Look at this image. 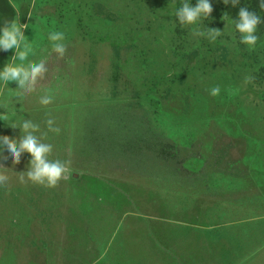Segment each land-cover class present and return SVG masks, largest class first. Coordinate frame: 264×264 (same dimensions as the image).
Listing matches in <instances>:
<instances>
[{"label": "rangeland", "instance_id": "1", "mask_svg": "<svg viewBox=\"0 0 264 264\" xmlns=\"http://www.w3.org/2000/svg\"><path fill=\"white\" fill-rule=\"evenodd\" d=\"M184 2L0 0V29L27 24L28 61L48 68L22 99L16 82L3 89L0 136L53 118L49 159L71 161L55 188L21 184L31 156L13 165L4 149L0 264H264V39L240 43L221 0L181 26ZM14 54L0 50V70Z\"/></svg>", "mask_w": 264, "mask_h": 264}, {"label": "clouds", "instance_id": "2", "mask_svg": "<svg viewBox=\"0 0 264 264\" xmlns=\"http://www.w3.org/2000/svg\"><path fill=\"white\" fill-rule=\"evenodd\" d=\"M223 3L226 5L231 3L235 7L240 3V0H223ZM259 6L264 11V0H260ZM212 11L213 7L209 0H197L195 6H192L186 0L175 11V17L178 18L181 26H194L202 19H208ZM222 19L227 21L228 17L224 14ZM231 23L234 24L236 31L240 34V43L247 45L250 51L254 50L259 39L256 35L257 27L264 23V20L255 12L249 11L246 7H241L238 19L231 20ZM26 28H28L27 24H20L13 20L0 29V50H15V54L11 57V62L0 70V94L3 93L4 88H8L9 82H16L17 88L15 90L18 100L35 92L38 83L44 80L48 72L45 60H40L39 62L28 61L29 55H34L35 53L32 43L24 35ZM192 33L194 36L204 37L210 42H214L217 37L223 34V31L216 28L201 30L199 27H193ZM64 39V33L60 31H52L48 34L51 51L57 55V59H62L66 53V45L63 43ZM16 61H19V63ZM25 61L28 62L25 63ZM253 79L254 77L246 76L244 82L245 84L251 83ZM219 93V86H214L209 90V94L212 96H217ZM52 102L53 96L50 94H45L39 99V103L44 106ZM0 119L6 120L7 117L0 115ZM45 124L47 131L42 132L40 125L31 120L11 123L10 126L12 128L21 130V135L18 139L0 136V157H3V151L6 148L12 157L13 165H16L20 162L22 153L30 154L31 159L28 170L19 174V182L26 184L30 181L46 188H55L69 173L71 161L49 159L53 146L42 141L47 139L48 132L59 134L61 129L54 126L55 120L53 118H48ZM37 133H40V135L38 136ZM3 158L7 159V157ZM0 168L7 169L3 165H0ZM8 180L9 176L6 172L0 171V186H5Z\"/></svg>", "mask_w": 264, "mask_h": 264}, {"label": "trees", "instance_id": "3", "mask_svg": "<svg viewBox=\"0 0 264 264\" xmlns=\"http://www.w3.org/2000/svg\"><path fill=\"white\" fill-rule=\"evenodd\" d=\"M221 1L223 3V0ZM259 5L260 0H240V3L235 7H233L231 3L227 5L223 3V10L231 20H235L238 19L239 9L241 7H246L249 11L255 12L262 18V20H264V11L260 9ZM256 35L259 37L258 41H262L264 39V23H261L257 27Z\"/></svg>", "mask_w": 264, "mask_h": 264}]
</instances>
